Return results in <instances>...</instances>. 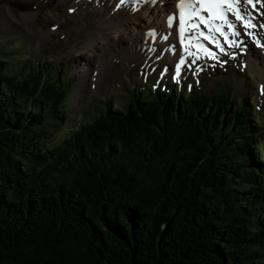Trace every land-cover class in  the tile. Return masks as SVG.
I'll use <instances>...</instances> for the list:
<instances>
[{
  "label": "trees",
  "instance_id": "16d2710c",
  "mask_svg": "<svg viewBox=\"0 0 264 264\" xmlns=\"http://www.w3.org/2000/svg\"><path fill=\"white\" fill-rule=\"evenodd\" d=\"M5 65L0 264H264V144L250 96L153 88L51 143L73 78L50 74L52 63Z\"/></svg>",
  "mask_w": 264,
  "mask_h": 264
},
{
  "label": "rangeland",
  "instance_id": "374dc122",
  "mask_svg": "<svg viewBox=\"0 0 264 264\" xmlns=\"http://www.w3.org/2000/svg\"><path fill=\"white\" fill-rule=\"evenodd\" d=\"M72 5V0H0V60L6 62L4 67L10 73L18 71L28 73L42 65H46V68L51 67L52 63L55 67L51 68L50 74L58 76L61 81L67 82L73 78L75 82L67 86L71 95L67 101L69 111L67 121L54 132L51 143H59L69 137L79 123L92 122L107 110L109 101L122 105L132 96L147 95L150 90L154 92L152 87H157L156 79L172 74L171 69H167L169 72H166L161 66L171 68L175 63L173 59L167 63H158L156 59L155 62L147 63L136 57L132 52L124 50L135 41H131V37L126 35L119 41L117 47H108L104 41L94 40L96 43L93 48L81 49L82 45L94 39L92 36L84 35L81 28L82 23L90 22L95 16L92 9L94 1ZM163 6L157 5L159 13L163 12ZM69 8L73 9V12L68 11ZM262 13L264 0L258 3L259 19L255 29L259 41L264 44V28L259 27V24L264 23ZM150 20L149 16H143L140 25H145L144 23ZM36 32H41L44 36L35 35ZM77 40H81L83 44H75ZM135 42L139 46L142 45L140 37ZM155 46L150 55L158 59L163 58L162 46L157 45L156 49ZM250 49L254 52H244L234 61L229 60L224 65L204 64L202 74L198 73L199 68L193 72L189 67H185L183 74L176 76L174 72L172 76L188 81L191 93L195 91L196 96L200 98L224 91V88L233 90V102L250 96V101L254 102L252 109L254 114L252 113L251 119L256 120L253 124H260L259 131L262 133L261 140L264 144V88L254 70L256 62H261L255 60V57H261L262 54L256 43L251 44ZM112 52H121L130 59H120L121 61L113 59ZM39 63L40 65H37ZM85 66H88L89 70L86 80L83 81L82 68ZM45 67L44 69L49 71ZM164 76L163 79L166 78ZM180 84L179 80L177 86L180 87ZM82 85L86 88L84 89ZM182 86L184 87V83Z\"/></svg>",
  "mask_w": 264,
  "mask_h": 264
},
{
  "label": "bare ground",
  "instance_id": "6f19581e",
  "mask_svg": "<svg viewBox=\"0 0 264 264\" xmlns=\"http://www.w3.org/2000/svg\"><path fill=\"white\" fill-rule=\"evenodd\" d=\"M89 1H94V5L92 9L95 12V16L90 22L82 23L83 25L81 26V28L84 30L83 33L84 35L92 36L94 39L90 42L88 41L89 43L84 44V46L82 45L81 49L86 50L93 48V46L96 43V41L94 40L104 41L105 43H107L108 47L111 46L117 47L119 41L123 38V36L126 35L129 38L131 37L130 38L131 41L133 40L136 41V39L140 37L142 39V45L139 46L138 43L134 41L124 50H127L128 52H132L136 57L145 60V62L147 63L148 62L152 63L155 61H157L158 63L160 62L167 63L171 59L175 58L172 57V54L178 51L177 45L175 44L174 41L176 38V29L175 26L173 27L167 26L166 18H165L166 11H170L175 8L172 0H161L163 3H165V5L163 6L162 13H159V7H157L156 5L154 6L150 4L126 5L124 3L117 5L116 3L117 0H72L73 3L72 6H77L81 2H89ZM245 7L248 9V11H250L251 9L250 6H245ZM146 15L149 16L151 20L148 21V23H144L145 25H140L143 16ZM161 29L165 30L169 34H171L172 32L173 37L171 38V41L168 42L170 47H168L167 52L165 53L163 58L160 57L158 59L156 56L155 58L151 56L150 52L153 51V44H155V41H153L155 37L154 36L155 33H157L156 34L157 38H161V34H162ZM37 34L39 36L43 35V33L41 34V32H36L35 35ZM161 42L162 41L160 40L157 43L160 44ZM79 43H82V41L77 40L75 44H79ZM166 45L167 44H165L164 46ZM260 48L262 50L258 49L259 52L262 54L263 51L264 54V47L261 46ZM144 52H146V54ZM253 52L254 51H250V53ZM112 54H113L112 55L113 59H118L119 61H121L120 59H130L129 57L121 54V52L119 53L112 52ZM263 54L261 56L262 58L260 56L255 57V60L258 59L261 62H256V65L254 66V70L255 73L259 76L260 81L263 83L262 85L264 88V55ZM154 59L156 60L154 61ZM247 62L249 63V61ZM161 67L163 69L165 66H161ZM82 70H83L82 79L83 81H85L89 67L85 66L84 68H82ZM82 87L84 89L86 88L83 85Z\"/></svg>",
  "mask_w": 264,
  "mask_h": 264
},
{
  "label": "snow or ice",
  "instance_id": "6c2138e0",
  "mask_svg": "<svg viewBox=\"0 0 264 264\" xmlns=\"http://www.w3.org/2000/svg\"><path fill=\"white\" fill-rule=\"evenodd\" d=\"M175 5L177 14L170 13L166 17V23L172 27L174 21L177 20L180 25L181 44L184 39L189 40L188 47L184 51L188 56L193 57L192 63L200 58V54L210 55L215 59H219L215 52H211L208 47L200 44L201 40L216 41L217 35L223 37L224 43H228L231 47L239 46L236 41H232L225 29L231 30V35L239 37L241 31L246 36L254 37L252 29L257 24L252 21L256 18L246 7L241 4V0H172ZM260 2V0H256ZM252 5L255 8L254 0H244V5ZM68 11H73L69 8ZM264 15V13H262ZM260 28H264V23L259 24ZM257 45L259 40L255 41ZM216 48L224 52V48L219 41L215 43ZM264 47V45H260ZM195 48L196 51L190 50ZM185 64V59L180 56V62L175 64L176 75H179L181 66ZM195 75V73H193ZM175 78V77H173Z\"/></svg>",
  "mask_w": 264,
  "mask_h": 264
}]
</instances>
